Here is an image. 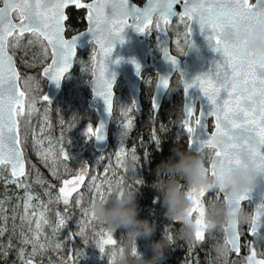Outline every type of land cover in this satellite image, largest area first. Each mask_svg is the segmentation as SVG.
I'll use <instances>...</instances> for the list:
<instances>
[{"label": "snow or ice", "instance_id": "snow-or-ice-1", "mask_svg": "<svg viewBox=\"0 0 264 264\" xmlns=\"http://www.w3.org/2000/svg\"><path fill=\"white\" fill-rule=\"evenodd\" d=\"M69 2H74L77 8L87 7L89 10V27L87 33L91 34V43L98 46L96 54L93 56V91L95 96L103 99L106 112L111 115L113 94V82L115 73L107 75V60L110 58L115 42L123 43V31L131 26L139 33H149V25L152 18H156L157 31L167 32L173 20L172 17H179V22L187 24L185 42L192 41L191 25L195 19L205 34V39L214 52L219 53V59L215 62L214 72L201 73L193 77L190 81L184 80V91L187 94L189 88L196 87L207 98L211 107L204 111L200 109L199 117L194 124H190L188 119L183 121V127L189 134V147L193 144V133L197 126L205 129L206 138H197V146H208L215 148V156L210 163V174L218 176L224 169L234 163V156L238 152L242 143L247 144L251 153L261 167H264V50H249L245 40L238 38L236 30L244 21L262 20L264 21V0H147L143 7H136L131 0H92L87 5H82L79 0H0V168L10 165L11 181L5 179V183H15L18 188L25 189V210L31 206L32 195L28 191L29 186L21 180L26 176L19 135L21 117L31 115L35 100L28 102L27 93L21 91L18 86L20 74L13 66V57L8 54L7 48L18 46L19 37L25 33H30L35 39L41 41L44 53L51 49V63L43 69V75L49 81L59 86L60 80L73 62L76 53V41L79 35L71 39L64 38L63 20L65 19L64 9ZM179 9V10H174ZM131 20V23H129ZM9 38H12L10 41ZM15 41V42H14ZM46 42V43H43ZM31 43V41H30ZM160 47V46H159ZM179 48V42H177ZM164 60L170 62L173 67L177 64V57L169 55L167 46L160 47ZM119 58L116 61L118 62ZM137 75L140 74V65L132 61ZM183 78V74H180ZM29 77L27 80H31ZM184 79V78H183ZM27 80L25 84H27ZM169 87V76L159 77L157 88L167 89ZM43 101L51 103L47 95L42 97ZM27 108L25 109V105ZM133 106L136 108L135 103ZM153 109L157 105L155 99L152 101ZM186 117L193 115L195 107L191 103L184 105ZM130 110L124 112L127 116ZM207 117H214L215 130L209 135L207 132ZM26 122V121H25ZM133 126L132 119H128L122 125L124 129L122 136L127 135L128 130ZM85 136L102 140L103 125L97 124L95 130L89 123L84 131ZM153 141L159 146L160 140L153 135ZM117 152V157L121 153ZM64 160H68V154L63 152ZM147 156V153H145ZM138 159V157H137ZM47 157H45V161ZM50 170L56 175L55 166ZM87 175V169L82 168L77 175L75 187L66 189L61 187L55 197L57 202L62 201L67 212L70 206V197L83 182ZM96 177H93V181ZM41 184L46 183L38 179ZM65 185L71 183L65 180ZM137 184H143L140 179ZM51 187V186H49ZM101 185H97L100 191ZM204 189L196 191L189 188L187 194L193 201L191 213L197 214V224H202V201L205 194ZM219 191L223 193L224 200L231 209L235 205L248 200L247 193L250 189H242L233 193L227 188L221 187ZM47 192V190H46ZM50 196L51 193L47 192ZM101 199L103 195L101 194ZM155 203V200L153 201ZM79 204V200L77 201ZM46 208V206H45ZM3 209V201H0V211ZM264 214V204L256 205L255 213L252 215L251 230L256 233V224L261 215ZM35 215V213H33ZM85 215L89 216V223L95 219L94 214L85 210ZM58 223L53 232L65 226V219L58 212ZM23 219V217H22ZM44 223H48L47 220ZM237 221H229L225 229V239L232 249L239 251V233ZM39 223L37 228L39 229ZM85 227L80 228L77 235L86 236ZM102 233V234H101ZM2 234V231H0ZM23 235V234H22ZM99 236L98 247L101 253L105 252V245H115L113 232L109 229H102ZM37 235L29 240L22 239L24 245L33 244L31 255H35ZM205 239V232L200 229L196 232L194 240L199 242ZM87 242V239H86ZM3 247V246H0ZM43 245H41V248ZM57 247H60L57 244ZM6 254V253H5ZM22 264H33L31 259H24L25 253L21 249L19 252ZM249 264H264V259H256V252L248 258Z\"/></svg>", "mask_w": 264, "mask_h": 264}, {"label": "rangeland", "instance_id": "rangeland-1", "mask_svg": "<svg viewBox=\"0 0 264 264\" xmlns=\"http://www.w3.org/2000/svg\"><path fill=\"white\" fill-rule=\"evenodd\" d=\"M172 20L171 26L167 29L170 35V50L172 54L182 57L181 51H185L187 46L185 33L188 22L180 23L179 17H174ZM145 37L153 49V56L150 58V61H153L159 57L161 51L159 35L154 24L149 26V33H146ZM9 39L12 40V38ZM177 42H179V48ZM8 50L15 59L19 74L22 75L31 76L30 74L37 70L41 72L50 59L49 49L46 55L41 41L35 39L31 34L21 36L18 46L12 47L10 44ZM94 51L95 45L92 43L85 49H78L73 67L70 72L65 74L62 87L56 97L51 103L46 101L41 103L35 117L26 115L27 120L22 134L19 126L21 148L26 161V176L21 180L29 186L28 191L32 195L31 206L27 211L25 210V189L18 188L15 183H5V179L11 181V172L9 166L0 168V201H3V209L0 211V231H2L0 242L4 243L1 245L3 247H0L2 253L0 264H3L2 262L22 264L19 256L21 249L25 253L24 259H31L33 264H111L109 253L116 245L105 248L104 253L99 251L98 240L100 237L96 233H100L106 227L96 219L89 223L90 217L85 215V210L91 213L92 202L101 199V194L103 198L109 196L112 190L117 187L138 188L137 206L138 210L142 208L140 204L142 184H137L136 180L143 181V173L148 170L150 148L148 146L141 148L142 138L134 139L132 128L128 130L127 135L122 136L124 131L122 125L130 118L134 122L137 116L144 117L154 114L151 99L157 73L152 67L142 73L141 110L139 112L133 108L126 83L122 79L117 81L113 115L109 126V144L104 151H96L93 148L94 138L84 134L89 123L95 130L97 121L95 112L87 105V100L91 97L88 82L92 75ZM44 81L46 88V79ZM19 83L21 86V77ZM169 86L176 90H167L160 110L172 106L176 101V111L177 113L181 112V116L178 119H170L168 123L159 121L158 124L162 128L172 129V135L168 136L167 134L166 139L170 138L175 143L181 140L184 134H187V140L189 136L182 123L183 91L178 74L175 73L172 76ZM32 89L39 97V90L35 86H32ZM43 95L40 97L41 100ZM41 100L39 101L41 102ZM127 110L130 111L125 116L124 112ZM194 119L195 117L192 118L191 124ZM78 124H80L79 127H77ZM70 128L74 129L73 133L70 132ZM121 149L123 152L118 158L117 152H120ZM62 150L68 154V160H64ZM130 153H135L138 157L135 172L130 170L125 163ZM45 157H47L46 161ZM209 160L210 158H207L208 162ZM53 165L56 168V175H53L50 170ZM82 168L87 169V175L84 176L77 191L70 197V206L65 212L63 208L66 206L62 201L57 202L55 197L61 187L70 189L76 186V178ZM93 177H96L95 181H93ZM38 179H42L46 183L41 184ZM65 180L71 183L65 185L63 183ZM97 185H101L100 191H97ZM46 190L51 193V202H49L50 196ZM218 194L220 193L217 190L215 196L217 197ZM201 201L203 203L212 200L205 199L203 196ZM220 201H224L222 195ZM54 203L63 204V206L53 210L50 208V204ZM58 212L65 219V226L54 233L53 228L59 219ZM249 212L251 214V207ZM193 215L197 216L196 213ZM45 220L48 221L47 224L44 223ZM37 223H39V229ZM85 224L87 225L85 227L86 236L77 235ZM152 225L154 226L152 236L137 238L136 241L138 251L146 257L152 254L149 245L156 236V225L155 223ZM4 234L5 236H3ZM33 235L38 237L35 255H31L33 244L24 245L21 243L25 237L31 240ZM223 238H225L224 232ZM216 239L220 238L216 237ZM57 244L60 247H57ZM241 244L247 253L240 261L242 264H249L248 258L253 251L256 252V259H264V241L257 235L251 236L249 240L245 239ZM41 245H43L42 248ZM190 250H192V245H190L189 254ZM233 260L231 261L233 262ZM193 261L194 256L190 254L186 264H191ZM158 264H170V261L164 257Z\"/></svg>", "mask_w": 264, "mask_h": 264}, {"label": "clouds", "instance_id": "clouds-1", "mask_svg": "<svg viewBox=\"0 0 264 264\" xmlns=\"http://www.w3.org/2000/svg\"><path fill=\"white\" fill-rule=\"evenodd\" d=\"M236 34L245 40L249 50H264V21H244ZM190 49L198 51L193 40L186 51H181V56ZM167 89L176 90L170 86ZM171 151L172 155L156 166V179L150 185L157 193L163 215L181 225L180 235L186 241H192L196 232L203 229L213 239L209 264H227L231 246L223 237L216 239L215 234L224 231L232 219L240 224L251 223L252 215L243 203L230 209L226 201H206L202 203L203 223L197 224V217L190 211L193 201L186 189L217 190L222 184L229 191L237 193L242 189H251L258 178L264 177V167L258 164L249 146L244 143L234 156L235 162L218 176L211 175L206 166V158L213 159L215 156L214 147L197 146L189 150L177 144ZM125 163L135 172L138 164L136 154L130 153ZM137 193L138 188L117 187L109 196L91 204V212L96 220L113 233L121 230L120 242L109 253L111 264H158L164 258L165 250L172 247V238L163 232L159 240L151 241V256L146 257L138 251L137 238L151 237L154 226L147 219L139 218Z\"/></svg>", "mask_w": 264, "mask_h": 264}, {"label": "water", "instance_id": "water-1", "mask_svg": "<svg viewBox=\"0 0 264 264\" xmlns=\"http://www.w3.org/2000/svg\"><path fill=\"white\" fill-rule=\"evenodd\" d=\"M79 2L82 5H87L92 2V0H79ZM250 2H255V0ZM131 3H133L136 7L143 8L147 4V0H144L142 3H137L134 0H131ZM2 6V4H0ZM75 6L76 4L74 2H69L67 6L64 9V14H65V19L63 20V27L65 29L63 35L65 39H71L73 36L79 35L76 41V53L77 50L85 49L90 43H91V34L87 33L88 27H89V21H88V14L89 10L87 7H80L84 8L86 11V26L84 29L72 33L71 35L66 34V21H67V8ZM77 8V7H76ZM174 10H179V9H174ZM174 17H172L173 19ZM129 23H131V20H129ZM154 24L156 27V18H152V23L151 25ZM150 26V25H149ZM157 34L159 35V42L160 46L164 47L167 46L168 49V54L177 57V64L175 67L173 65L164 60L163 58V52L160 51V55L158 58L154 59L153 61H150V58L153 56V49L150 46V42L148 39L145 38L146 33L142 34L137 31H135L131 26H128L125 28V30L122 33V36L124 37L123 43H121L119 40L115 42L112 54L110 58L107 60V66H108V71L107 75L111 76L112 73H115V78L113 82V94L115 96V85L119 79H122L127 86L128 92L130 99L132 103L134 102L136 105V108L133 106L134 110L136 112H139L141 110V99H140V85H141V80H142V73L148 69L149 67H152L154 72L157 73V80L155 84V88L153 90L152 94V99H151V104L153 101V98L155 99L156 102V109H153L154 113H157L160 109V106L162 104V100L164 98V95L166 94L168 89H163V88H157V84L159 81V77L161 76H169V84L172 76L176 73L180 76V83L182 86V91H183V97H182V123L185 119L189 120V123L191 124V120L193 117L195 119L193 120V124L195 120L199 117V112L200 109L207 111L211 105L207 101V98L200 92V90L196 87L189 88L187 90V94H185L184 91V80L185 81H190L193 77H195L198 74L201 73H209V72H214V65L215 62L219 59V53L214 52L213 49L209 46L208 41L205 39V34L201 31L199 24L197 21L194 19L191 25V36L192 40L195 42V44L198 47L197 50H188L185 55H182V57H178L174 54H172L170 50V35L167 30H160L157 31ZM186 32H187V27H186ZM25 34H30V33H25ZM24 34V35H25ZM46 43V42H45ZM95 45V44H93ZM188 43L186 46L185 51L187 50ZM98 50V46L95 45V51L93 53V56L96 54ZM7 52L9 55L11 53L9 52L7 48ZM49 52L51 53V49L49 48ZM71 66L69 67L68 71L65 73L67 74L68 72L71 71L74 63V59ZM12 56V55H11ZM13 57V56H12ZM117 58H119L118 62H113L116 61ZM137 62L140 65V74L137 75L136 69L134 67V64L132 61ZM51 63V56L49 59L48 64ZM47 64V65H48ZM45 65V67H47ZM13 66L19 73L15 59L13 57ZM93 67H94V61L92 65V73H93ZM43 69L41 70V76L46 79V88H45V93L44 95H47L50 100L52 101L58 92L60 91L62 87V81L63 78L60 80L59 86H57L54 82H51L48 80L47 77L43 75ZM183 74V78L181 77L180 74ZM94 77L93 74L91 75V78L88 82V87L91 92V97L88 98L87 100V105L89 109L93 110L97 116V121L96 124H102L103 125V139L102 140H97L94 138L93 141V148L96 151H104L109 144V126L111 122V118L113 115V105H114V98L112 102V110H111V115H109L106 110H105V104L104 101L101 97L95 96V93L93 91V86H92V81ZM18 86L21 91L22 88L20 86V83L18 81ZM43 95V96H44ZM187 103H191L195 109L193 112V115L189 118L186 117L185 114V109L184 105ZM153 107V106H152ZM210 120V121H209ZM208 121L211 122L208 124ZM205 123L207 124V132L210 135L212 131L215 130V119L214 117H207L205 120ZM197 138L204 139L206 138L205 136V129L202 126H197L193 133V144L192 147H189V136L187 140V148L189 150L194 149L196 147V141ZM21 146V145H20ZM22 149V148H21ZM23 151V150H22ZM23 159L25 161V156L23 155ZM211 160L208 162V168L210 169V163ZM24 169L26 172V161L24 164ZM9 170L11 172V168L9 165ZM210 172V171H209ZM219 191V189H217ZM208 191V190H206ZM219 193L223 197V193L219 191ZM249 199L243 201L242 203L248 202L251 206V215L255 213L256 210V205L258 204H264V177H260L257 179V183L250 189V191L247 193ZM224 200V198H223ZM225 201V200H224ZM227 226H225V229ZM225 229H224V236H225ZM237 230L239 233V251H235L231 247V252L235 253L236 255L240 254L241 251V235H240V230H239V223H237ZM248 234L250 236L257 235L262 241H264V214L261 215L259 221L256 224V233L254 234L251 230V223L249 224V229H248ZM231 246V245H230Z\"/></svg>", "mask_w": 264, "mask_h": 264}, {"label": "trees", "instance_id": "trees-1", "mask_svg": "<svg viewBox=\"0 0 264 264\" xmlns=\"http://www.w3.org/2000/svg\"><path fill=\"white\" fill-rule=\"evenodd\" d=\"M86 1V0H85ZM137 3H142L144 0H134ZM67 21H66V33L70 35L72 33L78 32L85 28L86 20H85V9L84 8H76L75 6H71L67 8ZM20 39V37H19ZM22 75L21 77V87L27 93V101L31 102L33 99L35 100V105L33 107L32 114L30 116L35 117L38 111V107L41 103H44L41 100V96L45 90V81L41 77V72L39 70L35 71L33 74ZM31 77V80H27V78ZM27 80V84L25 81ZM32 86H35L36 89L39 90V97L33 92ZM41 100V102L39 101ZM27 108V104L25 105V109ZM176 101L170 107H164L163 109H159V113L148 114V116H137L133 122L132 126V135L134 139L142 138L141 140V148L149 147L150 148V155H149V164L148 170L143 173V184L141 186V209L138 210V216L141 219H147L151 224L155 223L156 225V236L155 240H159L161 238V234L164 232L167 236L171 237L173 240L172 247L165 250L164 257L170 261V264H186L188 260V256L190 254L194 256V261L191 264H209V260L211 258V246L213 243V239L209 238L207 233H205V239L202 241H186L180 235V228L181 225L178 222L168 220L163 215V209L160 205L159 199L157 198V193L153 190L150 186L152 181L156 179V166L164 160H167L169 156L172 155V147L174 145H180L183 148H187V134L182 137L181 140L173 143L172 140L166 139V135L171 136L172 129L168 130L167 127H160L158 122H169L170 119H178L181 116V112L176 111ZM67 115V114H66ZM29 117V116H28ZM27 120V116H23L20 119V131L22 134L23 128H25V124ZM79 123V122H78ZM80 124L77 125L79 127ZM171 128H173L171 126ZM70 132L73 133L74 129L70 128ZM155 135L159 140L160 144H157L153 141L152 137ZM208 164L206 158V166ZM188 189H186L187 191ZM217 190H208L205 191L204 197L205 199L220 201L221 195L218 194L216 197ZM155 200V203L153 202ZM202 200V198H201ZM244 206L249 210L250 204L248 202L243 203ZM63 206L59 205V203L50 204V208L57 209ZM65 211V208H63ZM248 223L240 224L239 223V230L241 235V242L245 241V239L249 240L251 236L248 234ZM107 229V228H105ZM121 230H117L113 233V238L116 240L117 245L120 242ZM5 236V234L3 235ZM222 238L223 231L217 232L215 234V238ZM3 239V238H2ZM3 242H0V246L3 245ZM190 245H192L191 253L189 254ZM243 244H241V251L239 255H233L232 253L229 254L227 264H242L240 261L243 259V255L247 254L243 250ZM110 245H105V248L109 247ZM244 253V254H243ZM1 249H0V256H1ZM234 258V260H233ZM233 260V262L231 261ZM3 264H8V262H2Z\"/></svg>", "mask_w": 264, "mask_h": 264}, {"label": "flooded vegetation", "instance_id": "flooded-vegetation-1", "mask_svg": "<svg viewBox=\"0 0 264 264\" xmlns=\"http://www.w3.org/2000/svg\"><path fill=\"white\" fill-rule=\"evenodd\" d=\"M80 9V8H79ZM85 20H86V11H85ZM71 35V34H70Z\"/></svg>", "mask_w": 264, "mask_h": 264}, {"label": "bare ground", "instance_id": "bare-ground-1", "mask_svg": "<svg viewBox=\"0 0 264 264\" xmlns=\"http://www.w3.org/2000/svg\"><path fill=\"white\" fill-rule=\"evenodd\" d=\"M233 253V252H232Z\"/></svg>", "mask_w": 264, "mask_h": 264}]
</instances>
